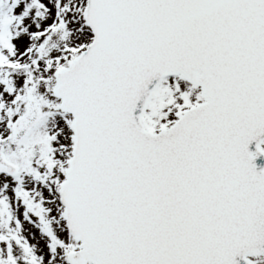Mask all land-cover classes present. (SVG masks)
<instances>
[{"label":"snow or ice","instance_id":"6c2138e0","mask_svg":"<svg viewBox=\"0 0 264 264\" xmlns=\"http://www.w3.org/2000/svg\"><path fill=\"white\" fill-rule=\"evenodd\" d=\"M258 157L264 0H0V264H264Z\"/></svg>","mask_w":264,"mask_h":264},{"label":"water","instance_id":"95a60500","mask_svg":"<svg viewBox=\"0 0 264 264\" xmlns=\"http://www.w3.org/2000/svg\"><path fill=\"white\" fill-rule=\"evenodd\" d=\"M250 147H251L252 150H254V148H255L254 143ZM256 163L258 165H264V157H258L257 160H256Z\"/></svg>","mask_w":264,"mask_h":264}]
</instances>
